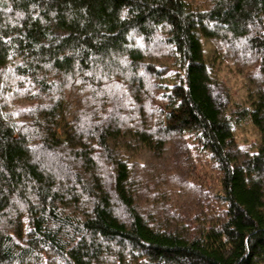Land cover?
Listing matches in <instances>:
<instances>
[{
  "label": "trees",
  "instance_id": "obj_1",
  "mask_svg": "<svg viewBox=\"0 0 264 264\" xmlns=\"http://www.w3.org/2000/svg\"><path fill=\"white\" fill-rule=\"evenodd\" d=\"M0 264H264V0H0Z\"/></svg>",
  "mask_w": 264,
  "mask_h": 264
}]
</instances>
